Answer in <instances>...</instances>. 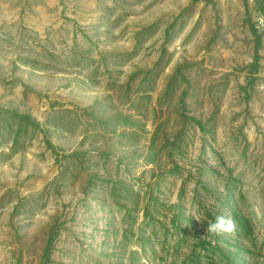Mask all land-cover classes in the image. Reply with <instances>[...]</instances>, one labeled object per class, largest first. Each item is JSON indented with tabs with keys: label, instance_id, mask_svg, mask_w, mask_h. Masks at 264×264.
I'll list each match as a JSON object with an SVG mask.
<instances>
[{
	"label": "rangeland",
	"instance_id": "1",
	"mask_svg": "<svg viewBox=\"0 0 264 264\" xmlns=\"http://www.w3.org/2000/svg\"><path fill=\"white\" fill-rule=\"evenodd\" d=\"M0 264H264V0H0Z\"/></svg>",
	"mask_w": 264,
	"mask_h": 264
},
{
	"label": "clouds",
	"instance_id": "2",
	"mask_svg": "<svg viewBox=\"0 0 264 264\" xmlns=\"http://www.w3.org/2000/svg\"><path fill=\"white\" fill-rule=\"evenodd\" d=\"M237 229L236 221L228 215H219L214 222L207 225L206 231L216 235H234Z\"/></svg>",
	"mask_w": 264,
	"mask_h": 264
}]
</instances>
